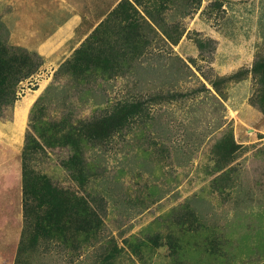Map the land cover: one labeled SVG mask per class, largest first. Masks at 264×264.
<instances>
[{
	"label": "rangeland",
	"instance_id": "1",
	"mask_svg": "<svg viewBox=\"0 0 264 264\" xmlns=\"http://www.w3.org/2000/svg\"><path fill=\"white\" fill-rule=\"evenodd\" d=\"M124 1L0 0L8 46L41 56L0 114V264H264L255 70L264 61V0H142L132 19L143 25L140 47L120 54L119 65L93 58L72 67L77 50L95 57L115 41ZM125 102H139L141 112L84 147L90 174L81 185L64 166L72 147L47 145L37 130L90 123ZM29 133L43 146L32 169L84 196L98 227L30 238L22 182Z\"/></svg>",
	"mask_w": 264,
	"mask_h": 264
},
{
	"label": "trees",
	"instance_id": "2",
	"mask_svg": "<svg viewBox=\"0 0 264 264\" xmlns=\"http://www.w3.org/2000/svg\"><path fill=\"white\" fill-rule=\"evenodd\" d=\"M142 4V0H125L120 3L116 9V16L119 21L121 20V24L116 29L117 38L115 41L108 40L109 42L106 43L104 39L106 45L99 47V52L95 57H93L95 53L92 49L86 50V47H83L81 50H77V58L71 62V66L73 64L72 67L82 69L84 60L93 62V58L102 67L107 68L115 63L119 65L120 54L126 53L131 46L133 48L140 47L143 25L138 19L136 21L132 19L134 14L139 13L137 5ZM147 10L149 18L155 23L151 10L149 8ZM125 20H129V23L123 25L122 22ZM174 40L176 42L178 39ZM122 42H125V47ZM108 50H112V52ZM107 51L108 53H105ZM102 53L104 54L98 55ZM40 64L41 56L38 53H29L22 48H11L0 30V114L6 107L13 105L19 82L33 74ZM255 70L260 76L261 90L258 96L264 109V61L257 62ZM235 76L226 78L233 79ZM219 81H212L211 85L216 87ZM140 109L139 102H125L115 106L111 113L90 123L78 126L71 125V123L64 125L50 123L45 129L39 127L37 134L47 145L57 146L60 144L72 147L73 154L64 162V166L74 179L84 185L85 179L90 174L83 159L84 147H91L94 140L107 139L115 132L125 128ZM42 148L37 137L29 133L27 143L22 151V182L23 203L28 219L29 230L27 231L30 238L34 239L41 234L54 233L66 239L68 233L76 235L80 230L98 227L97 222H100V219L97 216V211L84 196L73 191L70 193L69 190L58 187L48 175L37 173L32 169L31 161L35 159V155Z\"/></svg>",
	"mask_w": 264,
	"mask_h": 264
}]
</instances>
